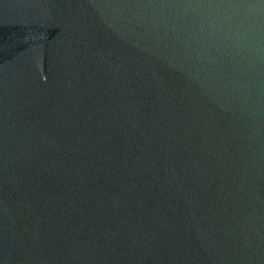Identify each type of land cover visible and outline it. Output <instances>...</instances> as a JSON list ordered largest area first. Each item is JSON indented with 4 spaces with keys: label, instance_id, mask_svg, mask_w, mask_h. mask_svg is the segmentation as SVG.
<instances>
[{
    "label": "water",
    "instance_id": "obj_1",
    "mask_svg": "<svg viewBox=\"0 0 264 264\" xmlns=\"http://www.w3.org/2000/svg\"><path fill=\"white\" fill-rule=\"evenodd\" d=\"M0 264H264V0H0Z\"/></svg>",
    "mask_w": 264,
    "mask_h": 264
}]
</instances>
